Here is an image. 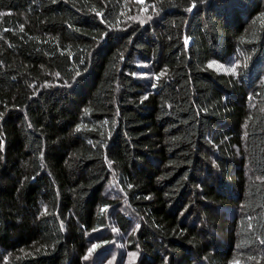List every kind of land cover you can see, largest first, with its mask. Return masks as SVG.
I'll return each mask as SVG.
<instances>
[{
    "label": "trees",
    "instance_id": "obj_1",
    "mask_svg": "<svg viewBox=\"0 0 264 264\" xmlns=\"http://www.w3.org/2000/svg\"><path fill=\"white\" fill-rule=\"evenodd\" d=\"M0 142V264H264V0H0Z\"/></svg>",
    "mask_w": 264,
    "mask_h": 264
},
{
    "label": "snow or ice",
    "instance_id": "obj_2",
    "mask_svg": "<svg viewBox=\"0 0 264 264\" xmlns=\"http://www.w3.org/2000/svg\"><path fill=\"white\" fill-rule=\"evenodd\" d=\"M141 2H142V0H141ZM187 40L185 41V43L187 44ZM215 63V62H214ZM209 67H213V65H209ZM222 67V66H221ZM235 69H232V71H234ZM2 148H3V143L2 142H0V150H2Z\"/></svg>",
    "mask_w": 264,
    "mask_h": 264
}]
</instances>
